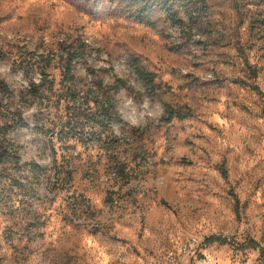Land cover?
Wrapping results in <instances>:
<instances>
[{
  "label": "rangeland",
  "instance_id": "374dc122",
  "mask_svg": "<svg viewBox=\"0 0 264 264\" xmlns=\"http://www.w3.org/2000/svg\"><path fill=\"white\" fill-rule=\"evenodd\" d=\"M181 4L183 26L125 0H0V79L20 94L51 72L9 134L19 160H0V264H264L250 245L264 247V0ZM69 37L87 44L83 104L50 60ZM118 79V116L98 129L91 99ZM164 102L191 114L167 122ZM66 118L74 136L57 133Z\"/></svg>",
  "mask_w": 264,
  "mask_h": 264
},
{
  "label": "trees",
  "instance_id": "16d2710c",
  "mask_svg": "<svg viewBox=\"0 0 264 264\" xmlns=\"http://www.w3.org/2000/svg\"><path fill=\"white\" fill-rule=\"evenodd\" d=\"M183 0H125L126 10L136 18L140 20H148L152 11L155 8H160L164 13L167 20L171 23L179 26L185 24L184 18L180 15V6ZM198 12V9L190 8L186 10V15L190 19H194V13ZM87 44L83 42L79 37H74L70 39H63L58 41L57 45L51 47L49 54L51 55V61H57L63 72V82L68 81L72 83L70 86L71 94L70 100L73 102H79L80 98L83 97L91 87L79 88L77 84V74L75 70V64L84 51H86ZM50 61L44 63L41 68V73L43 78L41 81L36 83L34 80L30 81V88L23 90L20 94H15V91L10 87V85L4 80L0 79V160H8L10 158H15L19 160L18 152L13 148V144L9 138V134L16 127L25 128L28 127L30 116L26 114V103L29 101L30 97L41 98L40 88L43 86V82L50 72ZM134 70L140 80L143 82L145 88L151 93L157 95V89L159 88V82L156 80V75L154 72L145 69L143 66L134 63ZM99 90L104 88L102 82H98L96 86ZM126 81L118 79L116 84L110 87L113 92L109 90L103 91L102 95L98 98L91 99L95 105L99 108V113L94 117H86L94 123L98 129L106 130L111 126V122L114 119L113 115H117L115 112L113 96L121 88H128ZM82 93V94H81ZM18 98V99H17ZM17 99V100H16ZM43 99V97H42ZM22 101V103H20ZM89 100H87V103ZM86 103V102H84ZM80 104V106H82ZM163 116L162 119L169 122L174 118H186L190 116V111L184 110L180 107H174L168 102H164L163 105ZM44 107L38 108L37 112L33 114V119L35 120V125L39 127L45 116ZM74 126L71 124V118H66L65 120H60L57 133L69 137L74 136ZM73 133V134H72ZM35 170L40 169L39 164H34ZM207 241H221L227 242V238L213 234L209 236ZM250 245L254 247H259L261 252L264 254V247L260 246L254 240H250Z\"/></svg>",
  "mask_w": 264,
  "mask_h": 264
}]
</instances>
